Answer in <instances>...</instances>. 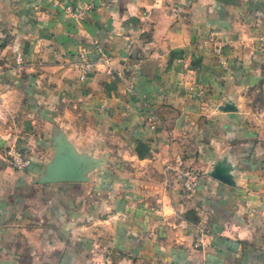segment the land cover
<instances>
[{
  "label": "crops",
  "instance_id": "crops-1",
  "mask_svg": "<svg viewBox=\"0 0 264 264\" xmlns=\"http://www.w3.org/2000/svg\"><path fill=\"white\" fill-rule=\"evenodd\" d=\"M263 35L264 0H0V264H264ZM61 132L89 182H39Z\"/></svg>",
  "mask_w": 264,
  "mask_h": 264
},
{
  "label": "water",
  "instance_id": "water-1",
  "mask_svg": "<svg viewBox=\"0 0 264 264\" xmlns=\"http://www.w3.org/2000/svg\"><path fill=\"white\" fill-rule=\"evenodd\" d=\"M234 106H225L220 109L223 112H235ZM54 158L45 170L40 179L41 184H73L87 183L89 175L99 170L105 163V158L95 159L85 155H79L64 133L56 135L53 141ZM217 179L230 183L228 177L212 175Z\"/></svg>",
  "mask_w": 264,
  "mask_h": 264
},
{
  "label": "built area",
  "instance_id": "built-area-1",
  "mask_svg": "<svg viewBox=\"0 0 264 264\" xmlns=\"http://www.w3.org/2000/svg\"><path fill=\"white\" fill-rule=\"evenodd\" d=\"M157 2H165V0H156ZM66 12L68 15L72 17H78L83 18V13H79L78 11H75L72 8H67ZM209 42L214 45V52L217 55L222 54V48L223 45L220 43L217 39L214 37H210ZM258 53L261 59L264 61V35L259 38V45H258ZM79 66L80 71V80L85 81L90 73H92L93 70L96 69V63L92 61L89 57V52L86 48H81L79 51V62L77 63ZM19 69H23L25 66L24 58L21 54L17 57V64ZM107 66V74L111 77H121L120 73H117V71L109 64L105 63ZM149 128L155 129L157 127V120L155 116H152L149 120ZM7 161L9 164L19 170V171H25L32 163L31 158L27 156L24 152L20 151L17 148H12L7 154ZM180 178L184 182V188L187 192L192 193L199 181V176L197 174L192 173L191 171H181L180 172ZM200 246V245H199Z\"/></svg>",
  "mask_w": 264,
  "mask_h": 264
},
{
  "label": "rangeland",
  "instance_id": "rangeland-1",
  "mask_svg": "<svg viewBox=\"0 0 264 264\" xmlns=\"http://www.w3.org/2000/svg\"><path fill=\"white\" fill-rule=\"evenodd\" d=\"M247 109L251 124L262 131V140H258L257 144L264 147V79L255 88L247 93Z\"/></svg>",
  "mask_w": 264,
  "mask_h": 264
}]
</instances>
